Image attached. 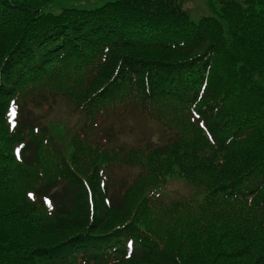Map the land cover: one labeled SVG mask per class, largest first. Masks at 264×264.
<instances>
[{"label":"trees","instance_id":"trees-1","mask_svg":"<svg viewBox=\"0 0 264 264\" xmlns=\"http://www.w3.org/2000/svg\"><path fill=\"white\" fill-rule=\"evenodd\" d=\"M56 1L0 0V98L18 93L45 100L33 77L62 73L78 89L67 95L48 89L51 96L66 99L91 128L100 112L120 109L155 119L164 133L140 147L100 145L92 133H67V141L42 146L32 137L20 165L29 174L40 168L44 183L32 189L33 205L24 181L9 178L21 194L3 203L0 224L18 229L0 228V257L9 264H188L184 259L204 255L206 264H264V0H206L209 15L197 21L177 0L44 11ZM203 81L197 112L211 140L189 122L185 103ZM28 113L21 114L17 137L34 124ZM105 132L97 135L108 144L112 126ZM57 143L70 144L71 153L60 158ZM77 150L95 155L93 177L92 168L87 178L78 172ZM45 152L56 162L46 168ZM115 166L139 173L118 184L110 177L100 190L99 172ZM174 181L192 192L169 205L148 197L152 190L164 194ZM43 196L51 200V217L37 199ZM169 209L175 223L162 230ZM46 224L52 243L23 242Z\"/></svg>","mask_w":264,"mask_h":264},{"label":"rangeland","instance_id":"rangeland-1","mask_svg":"<svg viewBox=\"0 0 264 264\" xmlns=\"http://www.w3.org/2000/svg\"><path fill=\"white\" fill-rule=\"evenodd\" d=\"M92 4V7H99L107 2L113 0H88ZM179 7H182L185 11H187L193 19H197L198 16H203L207 14V9L205 7V0H177ZM74 77L69 75H65L62 73L52 74L50 76L38 75L33 77L34 84L43 89H52V90H63V91H76L78 88L72 85ZM2 101H6L5 99L0 98V106L2 105ZM19 102V101H18ZM3 114V111L0 110V115ZM30 115L32 118L44 124L46 126L45 133L50 135V140L54 141H67L70 135L67 136V133H76V130L81 128L83 117L79 116L77 113L73 112L68 103L59 98L55 105L46 112L44 109L40 112L30 111ZM107 125H111L113 128V136H111V141L107 144L109 147H116L120 144H126L127 146L132 147H140V142L144 139H155L160 134L164 133L158 122L151 117L141 115L140 113H131L129 115H115L109 117L108 120L103 124V127ZM95 135V140L98 141L97 144H103L104 142L97 135V133H93ZM6 135V136H5ZM37 137L38 143L42 146L40 142L44 139L43 135L28 134L24 137V140L29 138ZM104 138V135L102 136ZM21 140V139H19ZM17 140L13 138L12 133H7V129H3L0 124V191L4 189L6 186L8 187V191L6 194H0V209L6 203L7 199L19 200L21 194V188L17 185L11 184L9 178L17 179L19 182L24 181V184L27 186V190L34 189L40 184L44 183L41 178L42 170L40 168H35L29 174V169L24 166H21L18 161H15L13 158L16 157L17 154ZM55 150L60 158L67 157L71 153L70 144H66L64 148H62L59 143L54 145ZM15 148V150H13ZM44 148V147H43ZM45 159L42 161V165L44 168L48 167L49 163L52 161L54 164L56 163L52 157V155L48 152H45ZM13 158L14 165H16V170L14 172L13 164L7 163V161ZM75 160L78 163V172L80 175H84L87 178L86 170L87 168H92L94 172L92 173V177L96 174L98 167H94L89 164V162L95 157L93 153H88L87 155L83 154L81 151L77 150L74 152ZM7 163V164H5ZM55 167V166H54ZM49 168V171L55 170V168ZM91 169V170H92ZM91 170L89 171V176L91 175ZM77 172V171H76ZM113 179L116 184H118L119 180H123L126 182L136 177L139 173L138 169L125 167L119 168L117 166L113 167ZM15 175V177H14ZM53 175V174H52ZM107 177L111 176V172H105ZM104 176V174H102ZM106 177V176H105ZM106 177V182L108 178ZM202 189L198 188V192H202ZM190 188H185L183 184L176 183L170 187L168 191L160 195L158 198L160 203L166 202L167 205L171 204L177 196L183 195L187 196L191 193ZM5 202V203H4ZM4 203V204H3ZM200 203V202H199ZM197 206V202L189 203L185 205V209L187 211H191L193 208ZM189 208V210H188ZM45 214L50 217V213L47 209L43 208ZM171 209L166 211V215L163 217L162 221V230H165L167 226H171L175 223V219L170 217L169 213ZM0 228H3L5 231H15L18 229L17 225L0 224ZM67 228H62L57 230V234L60 235ZM73 231L69 232L68 235L72 234ZM220 235L221 230L215 232ZM29 233H26L28 235ZM5 237H13L15 233L6 232L4 233ZM60 236L55 240H61ZM23 242L30 244L31 247L35 246V243H40L41 245H47L53 242L52 232H51V224H46L45 228L37 233H31L28 235V238L23 240ZM196 259H184L190 261L188 264H206L204 255L202 257H195ZM220 263V262H219ZM0 264H9L8 259L4 257H0Z\"/></svg>","mask_w":264,"mask_h":264},{"label":"snow or ice","instance_id":"snow-or-ice-1","mask_svg":"<svg viewBox=\"0 0 264 264\" xmlns=\"http://www.w3.org/2000/svg\"><path fill=\"white\" fill-rule=\"evenodd\" d=\"M29 195L31 196L32 194L30 193Z\"/></svg>","mask_w":264,"mask_h":264}]
</instances>
